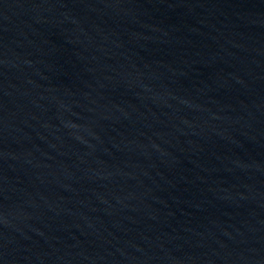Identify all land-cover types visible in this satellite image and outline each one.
Masks as SVG:
<instances>
[{
  "label": "water",
  "instance_id": "95a60500",
  "mask_svg": "<svg viewBox=\"0 0 264 264\" xmlns=\"http://www.w3.org/2000/svg\"><path fill=\"white\" fill-rule=\"evenodd\" d=\"M0 264H264V0H0Z\"/></svg>",
  "mask_w": 264,
  "mask_h": 264
}]
</instances>
